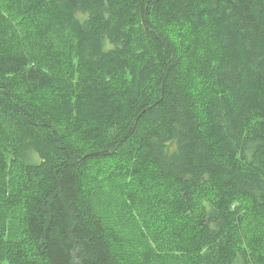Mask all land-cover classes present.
Wrapping results in <instances>:
<instances>
[{
    "label": "trees",
    "instance_id": "1",
    "mask_svg": "<svg viewBox=\"0 0 264 264\" xmlns=\"http://www.w3.org/2000/svg\"><path fill=\"white\" fill-rule=\"evenodd\" d=\"M5 1L0 264H122L103 164L152 182L128 193L188 264H264L235 210L264 220V0Z\"/></svg>",
    "mask_w": 264,
    "mask_h": 264
},
{
    "label": "rangeland",
    "instance_id": "2",
    "mask_svg": "<svg viewBox=\"0 0 264 264\" xmlns=\"http://www.w3.org/2000/svg\"><path fill=\"white\" fill-rule=\"evenodd\" d=\"M0 4L3 14L7 15L6 17L13 16L10 14L5 0H0ZM176 31L180 35L183 34V30L176 29ZM4 123L7 130H10L11 125L8 120L5 119ZM170 148L174 150V144H170ZM114 168L119 167L103 164L101 168L94 171V202L98 213L109 227L119 233L120 238L119 242L115 244V252L121 263L188 264L178 249L163 238L168 235L169 220L174 219V222L178 220L173 208H165L166 204L161 206L157 196L150 200L148 194L143 204L136 203V200L139 201L140 192L144 195L146 193L147 188H143L144 184L152 182L146 177L143 178V181L140 179L137 181V176L131 172L116 171ZM133 187H137V190L141 188L138 190L136 200L128 193ZM153 187L152 185V189ZM151 191L149 192L151 193ZM164 209L165 211H163ZM235 210L244 219L243 229L246 235L243 239L244 247L254 251V245L260 244L264 249V220L253 213L250 204L246 201L235 203ZM17 225L18 223L15 221V227Z\"/></svg>",
    "mask_w": 264,
    "mask_h": 264
}]
</instances>
